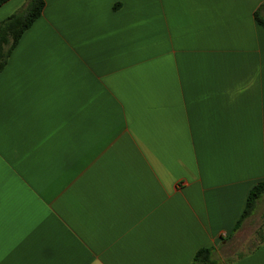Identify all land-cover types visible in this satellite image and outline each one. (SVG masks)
<instances>
[{
    "label": "crops",
    "instance_id": "0c3cea01",
    "mask_svg": "<svg viewBox=\"0 0 264 264\" xmlns=\"http://www.w3.org/2000/svg\"><path fill=\"white\" fill-rule=\"evenodd\" d=\"M44 2L0 73V264H264L224 257L264 181V0Z\"/></svg>",
    "mask_w": 264,
    "mask_h": 264
},
{
    "label": "trees",
    "instance_id": "16d2710c",
    "mask_svg": "<svg viewBox=\"0 0 264 264\" xmlns=\"http://www.w3.org/2000/svg\"><path fill=\"white\" fill-rule=\"evenodd\" d=\"M9 0H0V7ZM45 2L44 0H26L23 7L10 15L4 21L0 22V73L5 68L7 61L18 44L21 36L33 25V23L41 16ZM257 24L264 29V17L257 12L254 14ZM264 197V181L257 183L249 191L245 208L239 220L232 230L231 236L236 233L242 226L243 222L249 218L258 202ZM246 254L236 257L235 260H228L232 263L242 259ZM191 264H221L216 256L215 248L199 249Z\"/></svg>",
    "mask_w": 264,
    "mask_h": 264
},
{
    "label": "rangeland",
    "instance_id": "374dc122",
    "mask_svg": "<svg viewBox=\"0 0 264 264\" xmlns=\"http://www.w3.org/2000/svg\"><path fill=\"white\" fill-rule=\"evenodd\" d=\"M249 220L250 225L246 226L243 236L233 243L231 249L224 251L225 258H234L236 254H244L261 243V237H264V197L258 202Z\"/></svg>",
    "mask_w": 264,
    "mask_h": 264
}]
</instances>
